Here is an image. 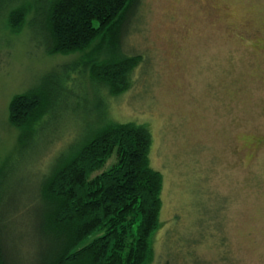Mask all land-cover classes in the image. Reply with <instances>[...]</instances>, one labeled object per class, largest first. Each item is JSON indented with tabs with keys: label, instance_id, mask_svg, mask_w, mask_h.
Wrapping results in <instances>:
<instances>
[{
	"label": "rangeland",
	"instance_id": "obj_1",
	"mask_svg": "<svg viewBox=\"0 0 264 264\" xmlns=\"http://www.w3.org/2000/svg\"><path fill=\"white\" fill-rule=\"evenodd\" d=\"M12 1L0 0V174L16 175L29 167L7 121L11 97L80 54L47 55L35 26L13 33L3 10ZM125 47L143 56L131 88L97 94L87 73L71 72L84 83L67 82L65 107L47 114L54 140L31 171L86 122L144 125L163 177L151 264H264V0H142ZM13 227L27 250L26 221Z\"/></svg>",
	"mask_w": 264,
	"mask_h": 264
},
{
	"label": "trees",
	"instance_id": "obj_2",
	"mask_svg": "<svg viewBox=\"0 0 264 264\" xmlns=\"http://www.w3.org/2000/svg\"><path fill=\"white\" fill-rule=\"evenodd\" d=\"M141 2L14 0L3 8L13 33L26 24L41 31L47 55L80 56L52 68L9 101L7 121L18 130L21 163L29 169L0 174V264L155 260L163 177L150 165L152 138L144 125L106 121L88 127L86 122L44 170L32 172L29 165L54 140L45 137V118L62 105L67 82L83 84L80 76L87 73L97 94L116 96L131 88V73L143 56L128 52L125 39ZM112 156L115 161L104 168ZM17 221H26V235L20 237L28 238L25 251L12 235Z\"/></svg>",
	"mask_w": 264,
	"mask_h": 264
}]
</instances>
